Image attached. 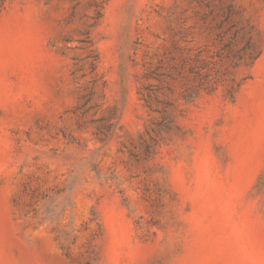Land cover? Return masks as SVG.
Here are the masks:
<instances>
[{
	"label": "rangeland",
	"instance_id": "rangeland-1",
	"mask_svg": "<svg viewBox=\"0 0 264 264\" xmlns=\"http://www.w3.org/2000/svg\"><path fill=\"white\" fill-rule=\"evenodd\" d=\"M175 42L234 100L185 98ZM0 264H264V0H6Z\"/></svg>",
	"mask_w": 264,
	"mask_h": 264
},
{
	"label": "trees",
	"instance_id": "trees-1",
	"mask_svg": "<svg viewBox=\"0 0 264 264\" xmlns=\"http://www.w3.org/2000/svg\"><path fill=\"white\" fill-rule=\"evenodd\" d=\"M6 0H0V7L4 5ZM241 35L245 37L244 45L237 50L240 55L237 56V62L233 63V66L244 62L251 64L259 56L261 48L257 46L255 40V33L253 27L239 28L236 31L235 39ZM225 47L229 49L231 47V41L225 44ZM174 54L171 56V63L169 73L167 76L171 78H185L191 81V84L187 85L184 89V97L197 96L201 91L210 93L214 91L219 84L224 86V95L231 101L234 100L236 90L240 84H234L226 78V69L222 68L220 63L221 59H216L210 52L202 53L200 50L192 52V48L184 46L175 42L173 44L172 51ZM247 54V55H246ZM97 58V57H96ZM95 58V59H96ZM94 69H92L93 71ZM96 82V78L93 80Z\"/></svg>",
	"mask_w": 264,
	"mask_h": 264
}]
</instances>
